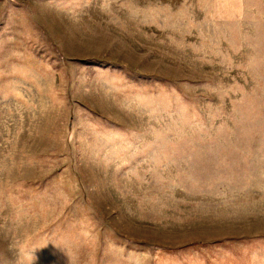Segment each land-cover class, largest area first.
<instances>
[{"label": "rangeland", "instance_id": "rangeland-1", "mask_svg": "<svg viewBox=\"0 0 264 264\" xmlns=\"http://www.w3.org/2000/svg\"><path fill=\"white\" fill-rule=\"evenodd\" d=\"M0 264H264V0H0Z\"/></svg>", "mask_w": 264, "mask_h": 264}]
</instances>
